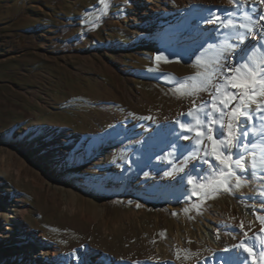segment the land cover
Instances as JSON below:
<instances>
[{
  "label": "rangeland",
  "instance_id": "obj_1",
  "mask_svg": "<svg viewBox=\"0 0 264 264\" xmlns=\"http://www.w3.org/2000/svg\"><path fill=\"white\" fill-rule=\"evenodd\" d=\"M101 7L99 0H0V224L9 223L8 234L16 237L29 225L44 231L43 242L59 264H79L80 258L96 264L95 254L102 264H195L224 247L231 255L244 238L241 221L250 236L259 232L252 213L264 212L251 197L261 182L234 194L221 191L197 214L192 204L200 199H185L192 187L187 177L165 176L171 165L157 159L171 151L159 144L158 130L175 126L177 114L191 107L172 95L168 75H193L201 45L213 40L177 44V25L170 21L164 25L171 40H151L130 16L133 0H110L107 15ZM193 17L200 11L186 22L191 38ZM165 49L172 62L148 71ZM147 116L154 121L141 119ZM55 125L74 129L78 148L101 159L64 165L42 155L36 149L41 127ZM194 164L200 166L190 161L189 168ZM11 206L20 223L8 216ZM207 226L222 243L235 238L214 247L200 238Z\"/></svg>",
  "mask_w": 264,
  "mask_h": 264
},
{
  "label": "snow or ice",
  "instance_id": "obj_2",
  "mask_svg": "<svg viewBox=\"0 0 264 264\" xmlns=\"http://www.w3.org/2000/svg\"><path fill=\"white\" fill-rule=\"evenodd\" d=\"M99 4L101 16L107 15L110 0H99ZM256 4L264 6V0H228L230 7L223 13L210 12L202 22L214 26L215 36L210 34L213 42L201 45L193 62L196 72L179 79L168 75L167 82L175 83L170 89L172 95L189 100L191 107L177 114L179 132L172 125L158 130L159 144L171 151L157 159L171 165L165 176L184 173L187 177L192 187L190 192L185 190V199H200L199 204H192L197 214H202L205 200L221 191L234 194L249 180L261 182L251 198L258 199L264 209V11L255 12ZM249 38L255 43L247 44ZM166 51L157 52L154 67L148 71L159 72L161 64L172 62ZM203 93L208 94V99L201 98ZM141 119L154 121L151 116ZM180 140L189 143L181 144ZM190 161H198L200 166L189 168ZM183 211L187 213L189 208ZM252 214L261 225L259 232L250 236L241 221L239 228L244 238L232 246L234 253L216 257L223 264H248L249 260L251 264H264V215L255 210ZM216 238L219 239L218 231ZM221 251L229 253L230 249L224 247ZM188 258L185 255L184 259ZM79 264L89 261L80 258Z\"/></svg>",
  "mask_w": 264,
  "mask_h": 264
},
{
  "label": "bare ground",
  "instance_id": "obj_3",
  "mask_svg": "<svg viewBox=\"0 0 264 264\" xmlns=\"http://www.w3.org/2000/svg\"><path fill=\"white\" fill-rule=\"evenodd\" d=\"M226 2L228 0H133V10L130 16L134 22H138L145 28V36L151 40L163 35L167 42L170 41L171 38L165 35V32L169 28L167 25H164V23L168 24L167 22L170 21L169 23L177 25V29H175V26L172 27L175 29L176 43L188 46L197 37L208 39L210 34L215 33L214 26L205 24L202 20L203 18H207L210 12H217L219 10L220 13H223V9L228 5ZM195 10L200 11V17L192 18L195 27L192 29L194 38H191L190 36L192 34L185 28V25L190 17L193 16ZM260 11H264V6L256 4L255 12ZM246 43L251 45L255 42L249 38ZM128 95L133 96L131 93H128ZM167 126H169L168 123H166ZM41 128L43 129V137L36 142V149L42 155L54 157L64 165L83 163L87 159H101V155L98 152H93L88 156L85 148H78L80 135L74 129L60 125H55L53 129ZM249 183L253 186L259 183V180H249ZM2 195L0 193V197ZM9 209L8 216L12 221L20 223L18 214L15 211L16 207L11 206ZM6 224L7 228L0 224V262L2 264H39L40 262L42 264H59L58 262L61 258L52 259V255H50V244L43 242V240H46L44 231L39 230V232L34 225H29L26 229L21 228L22 237H16L8 234L11 225L9 223ZM238 234H241V231H238ZM36 236L41 239L37 241L42 246V255L34 247ZM200 238L214 247H222L224 243H229L233 240V237H227L223 243L220 242L216 238V233L212 227L208 226L202 229ZM224 255H228V253L217 250L201 261H196L195 264H205V262L206 264H211L212 260L214 264H223L216 257ZM34 257H39V263L33 260ZM98 257L99 255L97 254L93 256L94 263L102 264L98 261ZM217 260L219 261L216 262Z\"/></svg>",
  "mask_w": 264,
  "mask_h": 264
}]
</instances>
